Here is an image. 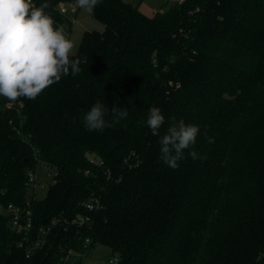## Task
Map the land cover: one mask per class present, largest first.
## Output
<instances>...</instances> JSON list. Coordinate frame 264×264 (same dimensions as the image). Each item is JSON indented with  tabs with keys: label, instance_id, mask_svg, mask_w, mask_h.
<instances>
[{
	"label": "trees",
	"instance_id": "16d2710c",
	"mask_svg": "<svg viewBox=\"0 0 264 264\" xmlns=\"http://www.w3.org/2000/svg\"><path fill=\"white\" fill-rule=\"evenodd\" d=\"M142 1L93 9L104 30L82 35L70 57L82 60L78 75L35 100L0 97V205L28 201L32 217L24 242L0 215V264H65L86 239L116 264H264V0H185L151 16ZM32 2H47L57 27L67 19L60 4L79 10L76 0ZM97 101L128 115L108 112L110 127L88 131ZM151 107L165 117L159 135ZM172 117L200 129L175 169L159 143ZM39 164L54 169L52 183L26 200Z\"/></svg>",
	"mask_w": 264,
	"mask_h": 264
},
{
	"label": "clouds",
	"instance_id": "9594fccd",
	"mask_svg": "<svg viewBox=\"0 0 264 264\" xmlns=\"http://www.w3.org/2000/svg\"><path fill=\"white\" fill-rule=\"evenodd\" d=\"M99 3L101 0H76L77 6L89 13ZM48 6L47 2L36 6L32 0H0V97L10 102L22 98L35 100L62 76H76L81 72V58L70 59L76 45L46 13ZM108 112L117 120L128 115L125 108L113 106L109 111L104 103L97 101L83 117L85 128L102 132L110 127L105 120ZM171 119L174 123L159 141L160 159L175 169L178 161L184 159V151L195 145L200 129L183 120L177 123L175 117ZM164 122L161 109L151 107L147 125L153 135H159ZM189 156L193 160L201 158L195 150Z\"/></svg>",
	"mask_w": 264,
	"mask_h": 264
},
{
	"label": "rangeland",
	"instance_id": "374dc122",
	"mask_svg": "<svg viewBox=\"0 0 264 264\" xmlns=\"http://www.w3.org/2000/svg\"><path fill=\"white\" fill-rule=\"evenodd\" d=\"M173 2L171 0H143L140 5V11L150 16L155 12L162 11L170 6ZM68 10L65 15L67 19L59 25L63 27L68 38L76 45L74 54H76L81 37L85 32L97 31L103 32L104 25L95 20L91 14L84 9L65 5ZM54 169L50 166L37 165L33 173L34 181L28 187L25 193L26 200L32 198L41 199L45 196L48 186L52 183V175ZM117 255H112L111 251L103 245H94L87 249L81 255L73 253L69 255L66 264H114V259Z\"/></svg>",
	"mask_w": 264,
	"mask_h": 264
},
{
	"label": "built area",
	"instance_id": "2783aa9c",
	"mask_svg": "<svg viewBox=\"0 0 264 264\" xmlns=\"http://www.w3.org/2000/svg\"><path fill=\"white\" fill-rule=\"evenodd\" d=\"M173 3L176 4H181L183 3L185 0H171ZM59 12L62 15H66L68 10L65 7V4H60L58 6ZM88 173V171H86V174ZM29 186L31 185V183L35 182L34 178H33V174L29 173ZM93 206L92 205H88V210H92ZM0 215H4L6 217H8L9 220V225L10 228L18 235H20L22 237V240L24 242H27L31 239V232H32V217H31V211L29 209V203L28 201L25 203V206L21 207V206H17L14 205L12 203H9L7 205H0ZM88 219L82 216H77L76 219H74V222H76L77 224H83L84 222H86ZM55 223L51 222L48 226L46 227H40L38 229V236L33 239L31 241V246L27 251V254L30 253V250H34L36 248H39L41 246H43L46 242V234L50 231L51 226H53ZM21 245V244H20ZM89 245V240L86 239L84 241V245H83V251L87 250V247ZM73 254V252H69L66 260H65V264L66 261L69 257V255ZM79 255H81L82 253H77ZM118 263L117 258L114 259V264Z\"/></svg>",
	"mask_w": 264,
	"mask_h": 264
},
{
	"label": "crops",
	"instance_id": "0c3cea01",
	"mask_svg": "<svg viewBox=\"0 0 264 264\" xmlns=\"http://www.w3.org/2000/svg\"><path fill=\"white\" fill-rule=\"evenodd\" d=\"M140 10V9H139ZM153 15V14H152ZM147 16V15H146ZM151 16V15H150Z\"/></svg>",
	"mask_w": 264,
	"mask_h": 264
}]
</instances>
